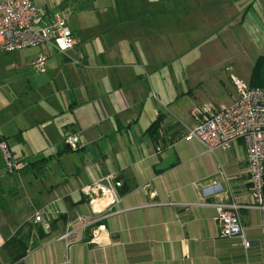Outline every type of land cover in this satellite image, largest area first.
<instances>
[{
	"label": "crops",
	"instance_id": "obj_1",
	"mask_svg": "<svg viewBox=\"0 0 264 264\" xmlns=\"http://www.w3.org/2000/svg\"><path fill=\"white\" fill-rule=\"evenodd\" d=\"M33 2L59 10L82 43L64 54L50 44L36 47V56L47 55L46 73L53 75L55 90L49 81L51 95L35 98V114L23 130L38 127L51 142L75 133L76 150L85 156L68 170L51 154L26 157H48L42 176L34 173L28 182L30 189L24 173L2 175L0 264H264V209L250 194L242 141L210 151L187 137L195 103L185 107L184 98H197L195 90L178 86L177 77L163 86L162 61L145 54L161 51L163 38L169 43L171 30L186 20L193 33L217 35L235 25V33L247 34L254 60L264 54V0ZM158 117L154 139L147 129ZM1 134L9 149L8 136ZM48 169L54 170L51 177ZM109 173L125 183V191L116 212L101 217L105 206L92 210L80 188ZM231 199L239 205L247 248L241 236L218 235L215 204ZM37 212L49 221L48 229L34 222ZM79 217L93 222L83 225ZM22 225L31 228L28 247L14 262L5 242ZM97 225L103 228L93 243L91 229Z\"/></svg>",
	"mask_w": 264,
	"mask_h": 264
},
{
	"label": "built area",
	"instance_id": "obj_2",
	"mask_svg": "<svg viewBox=\"0 0 264 264\" xmlns=\"http://www.w3.org/2000/svg\"><path fill=\"white\" fill-rule=\"evenodd\" d=\"M81 43V38L68 26L66 18L59 10L39 9L33 0L0 1V52L10 53L50 44L56 52L64 54L79 47ZM30 65L40 72L46 71L47 55L39 53L30 61ZM231 82L236 95L231 104L205 103L193 107L189 114L194 125L187 130L186 136L199 139L210 151L228 150L241 140L250 194L255 205L264 209V86H247L236 78H232ZM63 144L70 149H77L78 136L72 132L65 133ZM0 149L5 157L7 172L21 169L23 162L12 160L4 140H0ZM155 150L160 152L161 147L157 145ZM119 186L117 177L109 173L81 186L80 190L88 199L92 210L99 204L105 206V212L100 213L104 217L116 212L115 207L121 197ZM215 186L216 184L212 185ZM215 207L218 235L241 236L242 244L247 248L249 241L242 236L239 205L231 199L219 201ZM79 220L83 225L93 222L85 217H79ZM34 222L40 223L43 229L49 227V221L43 219L40 212L35 213ZM102 228V225H97L91 229V242L97 243ZM68 235L69 231H66L62 237L66 238Z\"/></svg>",
	"mask_w": 264,
	"mask_h": 264
},
{
	"label": "rangeland",
	"instance_id": "obj_3",
	"mask_svg": "<svg viewBox=\"0 0 264 264\" xmlns=\"http://www.w3.org/2000/svg\"><path fill=\"white\" fill-rule=\"evenodd\" d=\"M180 21L177 24L181 28L176 31L171 30L168 36L169 43L165 37L163 38L161 51L150 53L152 57L149 51L145 52L149 61H152L154 57L162 61L161 84L166 86L170 80L177 77L180 82L175 84L180 87L186 84L195 90L197 98L192 95L185 97V107L190 106L191 102L195 103V106L205 103L228 104L230 100L232 102L236 96L231 82L232 78L240 80L244 85H251L256 58L252 60V56H250L255 49L253 46V50L247 47L245 42L247 34L245 31H242L241 34L235 33L232 29H239L235 28V25L232 29L217 35L211 34V32L193 33L188 30L186 20ZM164 23L165 21H162V24ZM164 29L162 28V30ZM240 38L242 41L239 40ZM262 46L264 49V42H262ZM35 57L36 47L10 53L0 52V135L3 133L8 136L9 153L13 161L23 162L21 169L26 165V157L35 158L51 154L52 157L61 158L68 170L73 165L80 164V158L85 156L82 150L59 152L63 147V141L51 142L47 140L42 134V129L38 127H28L23 130L26 124L32 122L36 111L35 98H47L51 95V87L47 85L49 81L55 90L52 82L53 75H49L46 71L40 72L30 65V61ZM170 73L172 76L168 75ZM184 76L188 79L187 82H184ZM58 78H61L60 74H58ZM33 87H37L39 90L36 91L38 92ZM49 92L50 94H48ZM61 95L62 93L59 92L55 96L59 99ZM47 104V100L41 103L45 106V110L48 109ZM4 115H8L7 119L3 117ZM23 138L25 139L23 140ZM13 161L10 160L11 163H14ZM6 169L5 157L0 149V178L3 174L9 173ZM19 170H14L11 173L18 174ZM46 173L51 177L54 170L48 169ZM24 174L23 182L30 189L28 182L32 180L34 173L27 171Z\"/></svg>",
	"mask_w": 264,
	"mask_h": 264
},
{
	"label": "trees",
	"instance_id": "obj_4",
	"mask_svg": "<svg viewBox=\"0 0 264 264\" xmlns=\"http://www.w3.org/2000/svg\"><path fill=\"white\" fill-rule=\"evenodd\" d=\"M252 87H263L264 86V54H261L257 56L254 62L253 66V72H252V78H251V85ZM160 118L158 117L155 119L150 126L147 129V132L154 138L156 139L158 136V130H159V123H160ZM65 148L62 150L64 151H71L73 149H70L68 146L64 145ZM76 150V149H75ZM48 157H41L37 160L33 161H26V165L19 170L21 173H25L27 171H32L38 176H41L43 174V166L46 164V161ZM118 191L120 194H123L125 191V183L120 182V186L118 188ZM263 202H264V187H263ZM22 225L9 239L6 240L5 246L8 250V252L12 257V260L18 261L20 260L23 256L24 253L26 252V249L28 247V241L30 237V231L31 228L30 226L26 229L23 230ZM42 230H39L38 236L42 234ZM16 253V254H15ZM15 254V255H13Z\"/></svg>",
	"mask_w": 264,
	"mask_h": 264
}]
</instances>
